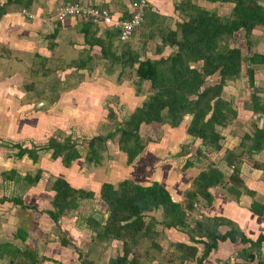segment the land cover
Wrapping results in <instances>:
<instances>
[{
  "label": "trees",
  "instance_id": "1",
  "mask_svg": "<svg viewBox=\"0 0 264 264\" xmlns=\"http://www.w3.org/2000/svg\"><path fill=\"white\" fill-rule=\"evenodd\" d=\"M32 1L4 0L0 3V17L9 11L12 4L19 3L29 7ZM208 1L233 2L235 6L231 15L222 16L218 11L201 7L193 0H182L176 9L187 18L178 23L175 29L162 25L163 21H158L153 15L150 21L145 23L148 5L140 28L135 29L125 41L119 39L117 29L110 27L105 28V37L95 36L99 28L85 20L82 30L85 42L90 46L89 49L94 46L100 48L98 60H107L109 74L116 73L119 68L132 67L138 78L137 84L141 85L148 80L152 86V92L141 105L134 108L127 118H123L122 123H117L116 131L91 138L88 144V154L85 157L88 163L100 162L101 150L106 149L105 143L117 133L121 134L120 149L127 154V163H131L146 146L142 139L144 124L160 123L162 125L168 122L172 127H179L187 115H192L187 133L201 139L203 144L214 150H222L223 136L218 128L227 126L238 115L233 101L224 97V87L228 81L241 77L244 63L247 66L249 85L254 89L251 95L252 106L249 107L254 113H264V99L258 95L259 88L255 85L256 71L253 67L254 64L256 66L264 63V54L254 52L250 56H244L242 48L229 45L230 40L239 30L244 31L247 45L251 44L249 38L254 27L259 25L264 27V5L258 0ZM149 23H152L154 28L145 29L144 24ZM134 34L139 35V44L129 46L128 40ZM155 36L160 37V42L154 45L153 51L156 53L148 49L150 40ZM114 41L124 46L114 45ZM166 47L171 50L164 55ZM148 52L153 53L149 56ZM142 53L146 55L144 58ZM91 57L92 55L89 54L88 58L91 59ZM82 61L78 66L87 65L88 61L85 59ZM248 61L250 64H247ZM192 63L202 64L200 67H194ZM215 75H218V79L214 81L211 78ZM110 115L115 120L119 117L118 111L112 108ZM14 145L19 147L16 155L21 156L28 153L33 161L37 160L39 149L43 148L36 146L31 148L20 143ZM263 147L264 129L256 124L253 134L245 133L240 144L224 156L227 166L232 170L228 177L230 182L228 187L231 192L239 195L243 185L238 175L237 164L250 160L253 153L262 150ZM44 148L53 150L51 157L61 158L65 166H69L72 161L82 156L78 144L70 136L64 141L51 138ZM253 161L254 166L264 170V163L255 159ZM185 166L191 167V161L186 162ZM41 177L39 170L34 177H26V179L35 183ZM223 178V172L217 168L209 167L202 170L185 191L183 201H175L168 188L157 181L141 184L130 179H123L117 186L104 182L100 188L101 198L109 206L110 215L103 225L99 220L92 218L94 220L93 230L96 232L93 240L103 242L114 238L123 241V255L111 258L108 264H149L155 256L151 251L152 247L165 253L168 264H183L185 260L190 259H195L198 264H204V260L211 251L218 247L219 241L229 238L235 240L238 235L234 222L227 221L223 217L194 219L196 213L199 212L197 207L202 200L208 204L212 203L213 195L210 188L219 185ZM49 187L54 192L53 209L44 212L56 222L71 209L78 208L81 201L94 195L92 191L73 187L62 177H55ZM248 191L254 195V192ZM17 202L23 207L35 208L24 204L21 198ZM253 207L258 209L260 204L254 202ZM156 210L162 212L161 219L147 214ZM262 211H264V206ZM225 223H229L231 229L221 233L220 226ZM159 224L166 228L185 231L190 235L192 242L203 243L205 246L203 255L197 256L199 252L197 246L182 242H170L168 249H165L162 244H159L160 240L158 242L160 233L157 227ZM19 233L24 238L27 236L26 232H21V228H19ZM144 237L152 239L151 246L148 248L139 245L141 238ZM62 243L72 244L67 239H63ZM5 244L0 245L1 256L10 253L17 258L22 255L20 260L23 264H44V260L47 259L45 256L41 258L15 245L14 251L8 250L9 244L7 243V246ZM136 246H142V249H136ZM130 255L132 258L129 257Z\"/></svg>",
  "mask_w": 264,
  "mask_h": 264
},
{
  "label": "crops",
  "instance_id": "2",
  "mask_svg": "<svg viewBox=\"0 0 264 264\" xmlns=\"http://www.w3.org/2000/svg\"><path fill=\"white\" fill-rule=\"evenodd\" d=\"M74 1H80L86 4L105 7L111 10L115 15L123 16L125 18L126 16H128L131 10L132 2V0H33L31 6H27V8L30 9L32 7L34 8V10L37 11H33L37 14V16L34 17L35 20L29 18L28 15L25 16L19 13L17 15V18L7 17L8 15H10V12H8L7 14H3L0 18L1 37L5 38L7 34H11L12 36H14V29H10L9 26L14 25L16 21L19 24L26 22L27 20L28 23L31 24V26L29 28L26 27L24 28V30H22V36L18 35V44L15 43L13 45L12 41L11 45L13 47H2L3 51L1 52L4 53L0 52V99H4L5 97H8L10 95H14V98H16L17 96L20 97V105L23 104L27 106L29 115L33 116L39 111L37 107H34L36 106L35 103L37 102V100L44 101L42 104L38 103V105H41V108H44L46 111H50V109H46L49 106L48 99L53 101V103H63L64 99L67 97V94L71 91H75V89L77 90L78 88H73L74 90H64V92H61L60 94H58V96H56L57 92L53 90L57 88H55L56 86L52 85L53 90L50 93H48L47 90L41 93L42 97H38L39 91L38 89H36L38 82L31 81L29 83L24 84L25 77H27L28 73L25 72L23 69L25 67V63H27L29 59L25 61L23 57L14 55L18 52H30L31 57H33L35 60V62H33L34 64H36V60H38L40 64L45 62L48 66L51 62L55 60L61 61V63H66L67 68L66 70L62 71L64 77L63 79H67L68 74H73L72 70L75 71L76 69L78 73H81L83 75L84 72H87V78L89 80L91 79V76L96 78V76H94L93 71L98 68L97 64H102V62L98 60V56L100 55V48L98 46H94L93 48L89 49L90 46L85 42V37L82 30L84 27L83 25L87 20L85 21L75 18H66L61 21L57 20L60 23V26L56 25L55 23H53V21H51L53 24H55V27H53V24L49 23V21L44 23L42 20L43 15H45L43 16L44 18H50L51 20H55L56 18L54 17L56 16L54 8L58 7L63 3ZM181 1L182 0H150L144 22L146 23L147 21H150V18L152 17L151 15H153L158 21H163L162 25H168L171 28L176 27L178 23L183 22L184 20L182 18V13L178 9H176V6L180 5ZM193 2L208 10H216L218 12V9L226 5L229 6L232 12L235 6V3L233 2H211L208 0H193ZM258 2L264 5V0H258ZM32 8L30 10H32ZM48 10L54 13L47 14ZM219 14L222 15L220 12ZM5 27L7 30L2 31ZM97 27L99 28V30L97 31L95 36L101 37L103 35L101 33H103V29L105 27ZM152 27L154 28V25L152 23L144 24L145 29ZM241 31L243 30H239L236 33L238 34ZM263 31L264 27L260 25L255 26L249 38L251 40V45H253V47L255 48L254 52H258L261 54H264V40H261V35H263ZM235 34L233 38H237V34ZM39 37L41 38V40H39ZM257 41L259 43L256 46ZM236 47L242 48L239 46ZM9 49L11 51H9ZM88 50L89 54L92 55L91 59L88 58ZM242 50L244 52V56L249 55V50L247 53L244 48H242ZM73 53L75 56L77 53L79 55V58H74L71 55ZM13 59H16V62ZM84 59L85 61H88L86 63L87 65L83 67L78 66L81 64V62H83L82 60ZM244 64L242 74L244 73V68L247 67L246 65L244 67ZM247 64H250V62L248 61ZM6 66H9V68ZM48 66L47 68L38 67L36 69H43V74L47 75L48 68H50ZM254 67L256 71L264 70V63L257 64L256 66L254 64ZM9 69L11 70L10 72H8ZM58 69H60L61 71L62 68L58 67ZM69 71L71 72L69 73ZM261 73L262 72H260V74ZM257 75L259 76V73ZM102 77H104L103 79L108 80L109 76L104 75ZM262 78L264 77H260L261 80ZM97 79L98 78H96V80ZM76 80L77 79L75 78L74 81ZM238 80L239 78L234 81ZM22 82L23 85L29 88V92L23 95L22 90L16 88V86L21 87ZM88 82H84V85L91 84L90 82ZM256 82H258L257 78ZM261 83H263V85L261 86H264V82L262 81ZM14 91L15 94H12L14 93ZM47 93L51 98L48 97ZM258 95L261 96L262 99H264L263 88L262 92H258ZM43 96H45L46 99H44ZM134 108L135 107L128 108L126 111V115L130 114V112ZM248 108L245 109L244 107L243 112L240 113V118L250 120L251 118L255 117L257 126L259 128L264 129V113H254V111L251 110L250 107ZM6 113L8 114V117L5 119L7 121L8 118H11L12 114L10 113L9 109L6 110ZM32 120V123H34L33 118ZM185 121L187 122L186 124L189 125L191 120L187 119ZM5 126L6 125L0 128L4 132H10L14 130V128H12V130L10 129L7 131V128H5ZM36 134L37 132L34 128L26 126L18 128L16 130L17 137L15 136L18 142H13L14 144L20 143L23 146H29L32 148L34 146H37V144L33 141V138L37 139L35 137ZM188 136L193 137L190 134H188ZM193 138L197 141L201 140L199 138ZM2 144H0V245L8 243V246L5 244L7 247H9L8 250L14 251L15 246H17L22 249L29 250L34 255H38L41 258L45 256L47 257V259L44 260V264H88L86 262H83L84 259L82 260L81 254L77 251V249H80L78 247H83V251H87L88 254L84 256L87 257L88 255V257H91V254L93 253L89 248L91 245L93 246V242L97 244L94 246L93 250L94 253H96L100 250L97 249L99 247H110L109 245L112 242L114 246V241L116 242V245L117 242L121 241L119 239L114 238L111 242H109L110 240H106L103 242H98L97 239L93 240V238L96 236V232L91 230V223L89 224L88 222L81 221V215H79L78 212L79 210L77 212H74V216L69 219L67 215L62 216L58 222L52 219L50 215L44 212L45 210L53 209L52 201L54 199V192L50 189L49 186L46 187V183L50 179L49 177H62L70 184H72V186L75 188L82 186L80 185L82 184V178L79 180L80 184L79 182L75 183L74 180H71L72 178L70 179V176L67 174L71 169L68 170V166L65 167L62 165L61 168H63L65 172L67 170V173L65 175H62L61 173L56 174V172H58L60 169L58 170L55 167L47 168L51 173L46 175L43 172L41 179L36 181L35 183H32L28 179H26V177L31 178L34 177L35 174L32 175L30 173L31 171L27 170L28 168L26 169V167L24 171L22 170V164L25 165L26 161H30L33 163V160L30 158L29 154L25 153V155L23 154L21 156H18L15 153L2 156V153H4ZM253 156L256 161L264 163V147L262 150L254 152ZM57 159L58 158H52L49 163L51 164L52 162H54V160ZM253 163L254 161L252 159H248L240 164H237V167L239 168L238 175L241 181L243 182L241 193L239 195H236V193L230 191V188H227L230 191L229 193L226 191L223 192V195H214L211 204H208L205 200H202L201 204H199L197 207L199 212L196 213L197 215L194 217V219L203 218L204 215L212 218L223 217L227 221H231L232 223L234 222V225H236L238 229V235L236 236V239L232 240L229 238L225 241H219L218 247L211 251L209 256L204 260V264H264V211H262V207L264 206V170L262 168H257L256 166H254ZM229 169L230 171H232L231 168ZM66 175H68L69 179L66 177ZM94 184L95 182L93 183V185ZM100 187L101 184L97 191L90 190L94 192L96 200H99V198L101 197V194L99 192ZM38 189H40V192H38ZM248 190L254 192V195H252ZM19 198L23 199L24 204L28 205L29 207L35 208L23 207L21 203L17 202L19 201ZM86 200L87 199L81 201L80 207L83 208V204L85 202L87 204ZM254 202H258L260 204V208L255 209L253 207ZM105 203L106 202H104L103 200V207L107 206ZM101 210L105 213L106 209L101 207ZM105 222L106 221H103L102 224H104ZM159 226L157 228L161 231L164 226L162 224H159ZM19 228H21V232L24 231V233H27V236L25 238L22 237L21 233H19ZM164 228L166 230V233H168L169 235L167 238L170 242H182L188 245L197 246L199 248L197 256L203 255L205 249L203 243L192 242L190 235L185 231H181L176 228ZM230 229L231 225L229 223H225L220 226L221 233H225ZM162 238L163 241L161 242L160 240V243L167 248V246L165 245L167 239H165V237ZM63 239H67L72 244L64 245L62 243ZM170 242L168 243L170 244ZM69 246H72L73 250H70ZM85 246L87 247L86 250H84ZM74 252H76L77 255H75ZM1 253L2 252L0 250L1 264H23L20 260V257L22 255H20V257L15 258L10 253L5 254L3 256H1ZM119 255H123V245L121 252L119 254L117 253L115 257ZM164 255L165 253L163 254V256ZM129 257L132 258V255H130ZM111 258L114 257H110L108 259L107 264L109 263ZM105 261L106 260L99 261L98 263L106 264ZM177 262L179 261L177 260ZM89 264H91V262H89ZM149 264L168 263L167 261L166 263H164L163 261H161L160 258L155 255L152 259V262ZM183 264H198V262L195 259H190L185 260Z\"/></svg>",
  "mask_w": 264,
  "mask_h": 264
},
{
  "label": "rangeland",
  "instance_id": "3",
  "mask_svg": "<svg viewBox=\"0 0 264 264\" xmlns=\"http://www.w3.org/2000/svg\"><path fill=\"white\" fill-rule=\"evenodd\" d=\"M2 2H4V0H0V3ZM226 6H222V8L218 9L219 12L222 15H231V9L229 8V6ZM30 9L27 8V6L24 4L14 3L11 5L8 11L10 12V15H8L7 17L17 18L18 13L26 16L28 15L27 13ZM54 9L56 13L57 7ZM33 11L37 12L36 10H34V8H32L31 12L33 13V16L28 15L29 18L34 19V17L37 16V14ZM49 13L53 14L54 12H50V10H48L47 14ZM43 16L42 20L44 23L49 21V23L51 24L55 23L56 25L60 26V23L57 21L58 19L51 20L50 18L47 19ZM182 18L186 19L187 17L182 13ZM51 21H53V23ZM55 24H53V27H55ZM30 26L31 24L28 23L27 20L26 22L19 24L16 21L14 25H10L9 28L14 29V36H12L11 34H7L5 38L0 36V52L3 51L2 47L12 46V41L13 45L17 43L18 35L22 36V30H24V28L26 27L29 28ZM100 27L107 28V26ZM105 28L103 29V33H101L103 34V37H105ZM174 28L177 29V25ZM6 30L7 29L5 27L2 31ZM261 36V40H264V31L263 35ZM236 37L237 38H233L230 40L229 45H232L233 47H242L245 49L246 53L249 50L248 56L252 55L255 48L251 44L247 45L246 38L244 39V32H239ZM39 40H41L40 37ZM138 40L139 35H133L128 40L129 46L138 45ZM156 42H160V37L155 36L152 40H150L148 49L153 51ZM113 43L114 45L124 46V44H118L119 42L116 41H114ZM258 43L259 42L257 41L256 46ZM165 49L166 50L163 52L164 55L168 54L171 50L169 47H166ZM9 51L11 50L9 49ZM153 52H148V55H152ZM142 54L144 58L147 55V52H145L146 55L144 53ZM14 55L23 57L25 61L29 59V61L25 63V67L23 69L28 73L27 77H25L24 84L31 81L38 82L36 88L39 91L38 97H42L41 93L44 91L48 90V93H50L53 90L52 85L56 86L55 88H57L53 90L57 92L56 96H58V94H60L61 92H64V90H74L73 88L78 87L77 90L75 89V91H71L67 94V97L64 99L63 103H53V101L48 99L49 106L46 109H50V111H46L44 108H41V105H38V103L42 104L44 101L40 99V101L37 100V102L35 103L36 106L34 107H37L39 111L33 116L29 115L27 106L23 104L20 105V97L17 96L16 98H14V95H10L8 97H5L4 99H0V128L2 126L4 127V125H6L5 128H7V131L14 128V130L10 132H4L2 129H0V144L4 143L2 144L4 152L2 153V156L15 153L17 154V152L19 151V147L14 145L15 141L18 142L16 138V130L25 126L34 128L36 130L37 134L35 137L37 139L33 138V141L37 144L36 147H43L39 149L37 161H33V163L30 161H26L25 165L22 164L23 171L26 167V169L28 168L27 170H30V173L34 175L40 170L42 176L43 172L46 175L51 173L47 168L55 167L58 170L60 169L58 172H56V174L61 173L62 175H65L67 173V170L65 172L63 168H61L62 165L65 166L62 163L61 158L54 160V162L50 164L49 161L52 159L50 155H52L53 150L45 149L44 146L51 138H57L60 141H64L67 137L70 136L78 144L79 150L83 153V156L70 163V165L68 166V170H71H69V173H67L70 176V179L72 178L71 180H74L75 183L79 182L80 184L79 180L82 178V184H80L82 186H79L78 189L84 188L89 191H97L100 184L102 185V183L104 182H110L117 186V184L122 179H130L141 184H150L154 181H157L168 188L172 195V198L175 201H183L185 198V191L191 185L192 180L199 174V172H201L202 170H206L209 167H214L223 172L224 178L223 181L219 185H217V187L215 186L210 188L212 195H223V192H230L227 188H229L228 186L230 185L228 177L231 175V171L225 164L227 162L224 156L228 155L231 149L236 148V146L240 144L242 136H244L245 133L253 134L255 125L257 124L255 117L251 118L250 120L240 118V113L243 112L244 107L245 109H247L249 106H252L251 95L254 92V89L249 85V76L245 67L246 64H244V73L241 75L239 80H230L224 87V97L228 100L233 101V106L235 107V109H237L238 115L236 118L231 120L227 126L218 128V131L223 136V139L221 140V145L223 146L222 150H214L210 146L208 147L203 144L201 140L197 141L193 137L188 136V124H186L187 122L185 120H191L192 115H187L185 120L179 127H172L168 122L162 125H160V123H153L152 125L144 124L142 128V139L146 143V146L132 160L131 163H127L128 156L124 151L120 149V133H117L116 136L109 139L105 143L106 149L101 150L102 158L100 159L99 163H88L85 157H87L88 154V144L91 138L96 135H107L109 132L116 131L118 127L117 123H122V119L127 118L130 115H126L127 109L130 107L136 108L138 104L141 105L144 99H146L152 92L151 82L146 80L141 85L137 84L136 81L138 80V78L136 77L135 70L132 67H128L125 69L119 68L116 73L109 74L107 72L109 63L106 59L101 60L102 64L99 62L100 65L97 64L98 68L93 71L94 76L98 78L97 80L92 76L89 80L87 78V72H84L83 75L81 73H78L77 69L75 71L72 70L73 74H68L67 79H63L64 77L62 71L66 70L67 68V64L64 62L61 63V61L55 60L48 66L45 62L40 64L38 60H36L37 62L36 64H34L33 62H35V60L33 57H31V53L28 51L18 52ZM71 55L74 58H79V55L77 53L76 56L74 55V53ZM13 60L16 62V59ZM201 64L202 63H192V66L200 67ZM47 66L50 67L48 68L47 75L43 74V69H36L38 67L47 68ZM6 67L9 68V66ZM58 67L62 68L61 71L60 69H58ZM10 71L11 70L9 69L8 72ZM70 72L71 71H69V73ZM256 72L257 73H255V77L258 79V82H255V85L256 87L258 86V92L260 93L262 92V88L264 90V86H261L263 85V83L261 82H264V78H262V80L260 79V77H264V70H257ZM260 72L262 73L260 74ZM258 73L259 76L257 75ZM104 75L109 76L108 80L103 79L104 77L102 76ZM75 78L77 79L76 81H74ZM211 79L214 81L217 80L218 75L213 76ZM88 81L91 84L84 85V82ZM16 88L22 90V95L29 92V88L23 85V82L21 87L16 86ZM12 94H15V91ZM48 97H50L49 94ZM43 98L46 99L45 96H43ZM111 108L118 111L119 117L117 118V120L110 117ZM8 109L10 110V113L12 115L11 118H8L6 121L5 119L8 117L6 110ZM32 118L34 119V123H32ZM42 118L45 120H43ZM254 156L252 155L250 159L253 160ZM188 161H191V167L185 166V163ZM68 175H66V177L69 179ZM49 178L50 179L46 183V187L51 185L52 180L55 178V176H50ZM94 182L95 184L93 185ZM38 192H40V189H38ZM86 199L87 204L85 202L83 204V208L79 205L78 208L71 209L65 214L67 215L68 219L74 216V212H77L79 210V215H81L80 219L83 222H88L89 224L91 223L92 225H94V220H92V218L99 220L100 223H103V221L107 222L110 215V210L109 206L106 203L105 204L107 206L103 207V200L101 199V197L99 198V200H96L95 195H93L92 197H88ZM101 207L106 209L105 213L101 210ZM147 214L154 215L158 219L162 218V212L160 210L151 211ZM205 217L207 216L204 215V218ZM92 225H90V227L91 230L94 231L92 229ZM159 233L160 236H158V242L159 240H161L162 242V237H165V239H167L165 245L168 246V242L170 241L167 238L169 235L168 233H166L165 228L163 227L161 231L159 230ZM112 240L113 239L111 238L109 242H111ZM151 240L152 239L150 237L141 238L139 245L148 248L151 246ZM112 243L109 245L110 247L102 246L97 248L100 250L94 253V246L97 244L93 242V246L91 245L89 248L93 253L91 254V257H88V255L87 257L84 256L88 253L87 251H83V247L81 248L77 246L78 248H80L77 249V251L81 254L82 260L84 259L83 262H86L88 264L89 262H91V264H99V261L106 260L105 263L107 264L110 257H115L117 253L119 254L121 252L123 245L122 240L120 242H117V245L114 241V246ZM142 246H136V249H142ZM115 247L117 248V250ZM163 247L165 249H168L165 246ZM69 248L70 250H73L72 246H69ZM86 249L87 247L85 246L84 250ZM151 251L158 258H160L161 261L166 263V259L163 256V251L155 249L154 247H152ZM74 253L75 255H77L76 252Z\"/></svg>",
  "mask_w": 264,
  "mask_h": 264
},
{
  "label": "built area",
  "instance_id": "4",
  "mask_svg": "<svg viewBox=\"0 0 264 264\" xmlns=\"http://www.w3.org/2000/svg\"><path fill=\"white\" fill-rule=\"evenodd\" d=\"M149 3L150 0H132L131 10L125 18L115 15L111 10L105 7L76 1L67 2L57 7L55 18L58 20L75 18L90 21L96 26L115 28L119 32V39L125 41L144 20L145 11ZM27 14L33 16L31 10H29Z\"/></svg>",
  "mask_w": 264,
  "mask_h": 264
}]
</instances>
